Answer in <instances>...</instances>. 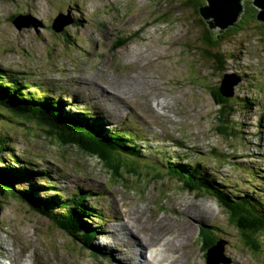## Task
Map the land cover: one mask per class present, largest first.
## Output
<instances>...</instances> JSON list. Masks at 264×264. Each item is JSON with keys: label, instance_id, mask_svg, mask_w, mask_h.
<instances>
[{"label": "rangeland", "instance_id": "374dc122", "mask_svg": "<svg viewBox=\"0 0 264 264\" xmlns=\"http://www.w3.org/2000/svg\"><path fill=\"white\" fill-rule=\"evenodd\" d=\"M242 1L244 10L254 5L253 0ZM191 5L187 0H0L2 69L19 72L31 91L39 89V95L53 94L65 102L67 113L80 111L72 114L82 117L90 112L109 131L131 128L146 155L141 160L122 156L125 167L115 173L91 151L62 146L36 125L0 115V166L29 169L21 188L40 197L64 199L75 191L91 192L87 202L96 211L102 209L103 218L97 223L89 215L85 219L99 230L93 244L107 252L102 258L93 256L32 205L10 197L0 200V263L130 264L134 259L124 262L121 243L131 237L122 229L128 224L141 235L153 228L173 231L165 237L171 243L182 240L183 245L174 243L182 264L206 263L208 249H202L199 238L203 226L220 238L211 246L221 255L216 264H264V241L258 250L244 246L217 198L185 189L165 167L167 161L176 162L171 154L183 158L187 153L184 162L205 164L229 190L264 195V33L255 19L241 23L220 42L226 61L225 70H219L211 58L218 50L203 36L206 24L213 33L220 28H211ZM60 12L71 14L74 22L57 32L52 23ZM19 14L32 18L30 26L16 27L12 16ZM225 74L246 77L235 86L228 102L232 108L221 119L211 90ZM88 78L90 89L77 86L76 81ZM97 82L103 89L94 87ZM100 92L120 103L115 104L120 113L91 97L106 100ZM133 165L135 171L130 170ZM47 174L49 181L42 178ZM38 181L53 185L52 193L42 186L32 188ZM142 239L158 242L152 234ZM161 256L159 252L158 264H168Z\"/></svg>", "mask_w": 264, "mask_h": 264}, {"label": "trees", "instance_id": "16d2710c", "mask_svg": "<svg viewBox=\"0 0 264 264\" xmlns=\"http://www.w3.org/2000/svg\"><path fill=\"white\" fill-rule=\"evenodd\" d=\"M187 2L193 4L191 6L196 7L198 12V7L202 1L187 0ZM256 12L257 7L255 5H248L246 10L242 12L238 24L226 29L220 37L213 35L207 24L204 26L203 39H205V43L207 41L210 48L218 50L217 53L212 54L211 58L220 64L218 65L219 70H225L223 66L226 61L225 55L219 52L220 42L226 36L233 35L235 30L239 29L241 23L253 21V19L257 21ZM15 16H12V18L14 19ZM259 22L257 28L262 32V26ZM122 44L124 43L122 42ZM18 73L16 72L17 75ZM16 74H11L0 66L1 116L7 115V117L22 119L29 124H34L39 130L46 132L49 137L55 139V142L62 146H75L86 153L91 151L105 163L106 167H109L115 173H120L125 167L122 156H128L132 160H141L146 156L142 153V149L135 144L138 142V136L131 128L124 129L122 127L109 131L108 128L102 126L103 122L90 112H84L82 117L71 116L65 112V102L54 99L53 94L41 93L39 95V89L31 91V87L25 83L26 79L24 77V79H19ZM214 89L211 92L221 106L219 118L222 119L226 116V112L232 108L228 104L232 99L222 95L219 86L215 91ZM40 128L45 129V131ZM4 141L7 143L10 138H6ZM1 150L3 149L1 148ZM171 155L176 162L166 160L167 165L165 167L168 173L177 177L185 189L216 197L228 212L230 221L238 227L242 244L252 250H258L264 241V195L260 196V194L248 191L243 195H239L229 190L230 185L217 183L215 173H209L205 164L196 161L184 162V158L188 157L187 153L182 155L183 158ZM163 157L166 156L163 155ZM168 163L171 164L168 165ZM136 169L135 165L130 166V170L135 171ZM29 174H31L30 170L24 167L0 166V200L4 201L10 197L21 198L22 201L36 208L37 212L46 215L58 228L68 232L82 245L89 248L93 256L99 258L100 256H107L106 253L98 249V246L93 244V241L98 237L99 230L85 219L89 215L91 220L97 223L103 218L102 212L94 210L87 202L92 193H78L75 191L65 199L57 198V195L50 194L53 185H44L50 179V175L47 174L42 177L48 180L43 185H40L39 181L31 185L32 188L37 186L48 188L49 191H45V193L50 195L40 197L35 195L33 191L21 188L22 182L26 181ZM15 178H17L16 183H21L20 185L16 186ZM260 182L261 185L264 180ZM262 186L264 185L262 184ZM213 234L210 227L203 226L201 228L199 238L203 250L211 248L220 239ZM205 255H207L206 252Z\"/></svg>", "mask_w": 264, "mask_h": 264}, {"label": "water", "instance_id": "95a60500", "mask_svg": "<svg viewBox=\"0 0 264 264\" xmlns=\"http://www.w3.org/2000/svg\"><path fill=\"white\" fill-rule=\"evenodd\" d=\"M253 3L257 7V20L264 23V0H253ZM198 11L211 28H220L218 32L213 33L216 37H220V32L222 33L230 26L236 25L244 11V4L242 0H206L205 4L198 7ZM27 17L23 14L16 15L13 22L19 29L28 27L31 24V18L29 16ZM24 19H26V23ZM73 22L74 18L71 14L60 12L53 20L52 29L57 32H62ZM241 79L242 77L240 75L225 74L219 86L222 95L232 97L235 94V86ZM217 249V247L208 249L206 258L207 264H216L220 260L221 255L217 253Z\"/></svg>", "mask_w": 264, "mask_h": 264}, {"label": "bare ground", "instance_id": "6f19581e", "mask_svg": "<svg viewBox=\"0 0 264 264\" xmlns=\"http://www.w3.org/2000/svg\"><path fill=\"white\" fill-rule=\"evenodd\" d=\"M128 75V74H127ZM131 75V74H130ZM87 77H85L86 79ZM88 80V81H87ZM87 80H82V81H76L77 86H82V87H86L90 89V81L89 78ZM131 82V81H130ZM94 87H101L102 86L100 84L97 85L94 84ZM111 86H109L108 88H110ZM103 89V88H102ZM143 89V87H142ZM120 92V95L124 94V92L121 91V89H117ZM137 91V87H134V92ZM139 91V90H138ZM129 93V92H128ZM86 94L91 95V92H87ZM107 94H112V92H107ZM105 96V99L107 100H100V98L96 95H93L91 97H93V99L99 104L101 103L102 105H104L107 109L108 108H113V110L115 111L116 114L120 113V110L118 109V106L115 104H120L118 103L114 97H112L111 95H104V93L100 92L99 96ZM132 95V94H131ZM103 98V97H101ZM91 101L93 103L94 100L92 98H90ZM109 101V102H108ZM121 101V99L119 98V102ZM97 105V104H95ZM96 107V106H95ZM120 108V107H119ZM113 112V111H112ZM72 113L76 114V115H81V112H73L70 111L68 112L69 115L74 116ZM77 117V116H75ZM71 182V181H70ZM233 191V190H232ZM162 220H158L157 223L161 222ZM126 223V222H125ZM181 225L183 226L184 223L182 222ZM123 233L124 234H130L131 237L130 238H121V243L123 245L124 248V252H125V263H128L127 261H129V256L133 257V262L130 264H137V260H139V262H141V264H158L161 263L158 259H157V255L159 254H163L166 257V261L168 262V264H182V254L180 252V247L177 246L175 243V241H179L180 245L182 244V240L178 239L173 241V243H171L169 240H167V238L165 237V235L170 234L171 231L170 229H166L165 232L161 233L159 231H157L156 229H151L150 232H142V235L139 232H135L133 229H130L128 224L123 225ZM185 231H186V226H185ZM152 234L157 238V245L155 244H149L147 243L144 239H142V236H146ZM181 234V233H180ZM179 234V235H180ZM185 238H187V234L184 233ZM133 237V238H132ZM163 238V240H162ZM163 241V244L160 245V247H158L159 244H161ZM156 250L158 251V254L156 253ZM150 252V255L147 256V252ZM177 254V256H175L174 254ZM161 256V257H164ZM163 259V258H162ZM170 259V260H168ZM164 261V260H163ZM16 263V262H15ZM3 264V263H0Z\"/></svg>", "mask_w": 264, "mask_h": 264}, {"label": "flooded vegetation", "instance_id": "af4514ba", "mask_svg": "<svg viewBox=\"0 0 264 264\" xmlns=\"http://www.w3.org/2000/svg\"><path fill=\"white\" fill-rule=\"evenodd\" d=\"M255 11H256V10H255ZM257 22H259V20H257ZM259 23H260V25L262 26L261 30H262V32L264 33V25H263L264 23L261 22V21H260ZM220 35H221V34H220ZM242 77H243V79H244V77H246V75H245V76L243 75ZM243 79H242V80H243ZM217 87H218V86H217ZM217 87H215V89H216ZM215 89H214V91H215ZM230 98H231V97H230Z\"/></svg>", "mask_w": 264, "mask_h": 264}, {"label": "clouds", "instance_id": "9594fccd", "mask_svg": "<svg viewBox=\"0 0 264 264\" xmlns=\"http://www.w3.org/2000/svg\"><path fill=\"white\" fill-rule=\"evenodd\" d=\"M51 177V176H50ZM54 187V186H53ZM58 198V197H57Z\"/></svg>", "mask_w": 264, "mask_h": 264}]
</instances>
